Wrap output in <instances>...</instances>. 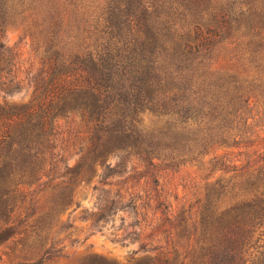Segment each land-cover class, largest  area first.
<instances>
[{
	"label": "trees",
	"instance_id": "obj_1",
	"mask_svg": "<svg viewBox=\"0 0 264 264\" xmlns=\"http://www.w3.org/2000/svg\"><path fill=\"white\" fill-rule=\"evenodd\" d=\"M9 26L41 52L25 69L3 42ZM263 48L264 0H0V248L22 233L27 187L41 178L68 199L97 167L108 195L109 179L150 181L160 165L239 147L253 96L264 112ZM225 59L241 72L215 70ZM25 89L26 102H5ZM144 116L155 119L152 128ZM208 165L218 174L203 188L195 221L185 211L165 218V230L155 225L150 255L137 264H264V149ZM140 200L129 188L109 205L136 215ZM57 253L7 264H46Z\"/></svg>",
	"mask_w": 264,
	"mask_h": 264
},
{
	"label": "rangeland",
	"instance_id": "obj_2",
	"mask_svg": "<svg viewBox=\"0 0 264 264\" xmlns=\"http://www.w3.org/2000/svg\"><path fill=\"white\" fill-rule=\"evenodd\" d=\"M3 42L18 52L24 69L35 63L41 54L40 51H35L32 39L18 26L5 28ZM262 54L264 55V48ZM214 69L228 73L234 70L241 72L239 64L228 59L218 61ZM29 93L27 89L22 90L18 94L6 96L5 102L18 106L26 102ZM2 97L4 96L0 94V103ZM253 97L251 102L255 99L256 104L250 106L244 118L247 125L239 147L215 148L194 162L172 169L160 165V171L154 173L152 178L154 181L158 180V186L152 183V179L128 180L126 184H120L125 178L109 179L107 182H112L114 186L111 187V193L106 195L103 191L108 190V187L98 184L100 169L95 167L91 180L78 183L68 199L65 197V191L55 186L56 181L45 187L42 185L46 180L41 178L27 187L24 199L27 210L18 220L21 222L18 232L22 233L0 248V262L15 263L22 258H32L36 261L48 251L58 253L56 258L46 264H137L143 261L150 255L145 251L150 248L148 239L154 233L152 228L155 225L165 230V218L172 220L171 216L185 211L189 212L186 213L189 222L195 221L197 201L203 197V188L212 180V176L218 174H210L208 168V162L214 156L231 153L233 157L237 152L251 154L264 149V112L260 108L258 98ZM143 119L144 126L152 128L155 119L151 116H144ZM161 154L164 156L169 152L162 150ZM78 161L79 156L72 157L68 165L73 166ZM107 162L110 163V159ZM129 175L135 177L132 171ZM129 188L137 192L141 199L137 205L141 204L142 208L139 206L136 215L122 211L113 214L109 203L114 198V193L118 190L120 193L126 189L128 191ZM154 199L162 204L158 210L154 208ZM67 201L69 205L61 209L60 204ZM104 206L108 207L105 208V219L101 221L96 214ZM26 228L24 234L23 230ZM139 233L141 236L138 237ZM164 237L165 235L159 234L155 240H159L158 244L163 245ZM121 238H124L122 242L119 241ZM171 238L174 245H185L183 239L175 236ZM193 238L191 237L189 244H192Z\"/></svg>",
	"mask_w": 264,
	"mask_h": 264
}]
</instances>
